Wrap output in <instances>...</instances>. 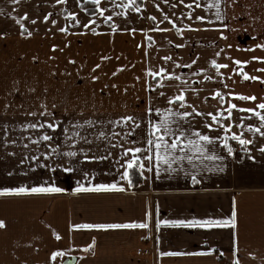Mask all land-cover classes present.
<instances>
[{
    "label": "crops",
    "instance_id": "0c3cea01",
    "mask_svg": "<svg viewBox=\"0 0 264 264\" xmlns=\"http://www.w3.org/2000/svg\"><path fill=\"white\" fill-rule=\"evenodd\" d=\"M69 13H75L76 22ZM82 13L69 8V0H0V189L63 190L0 195V220L5 222L0 228V264H264V136L254 131L264 132L259 117L236 109L231 121L218 117L232 123L227 133L231 155L219 141L208 144L204 153L189 146L185 151L194 157L192 162L176 160L183 154L174 152L171 168L161 161L157 175L155 160L149 164L144 159L148 153H138L146 164L145 169L138 167L141 182L132 187L129 178H122L125 161L132 156L124 150L144 147L149 117L160 120L154 111L146 113L148 107L160 108L161 115L169 107L188 111L191 116H171L169 121L210 136L225 133L216 125L213 130L204 127L212 123L206 114L223 111L229 102L264 112L257 109L264 102V48L257 47L264 45V0H100L97 15ZM216 31L226 36L219 38ZM244 31L263 41L244 45L236 34ZM213 60L228 67L217 70ZM235 60L247 63L236 65ZM160 68L172 77L161 80L149 74ZM241 71L260 79H243ZM181 90L185 107L178 101L168 105L167 99ZM217 91L223 103L214 97ZM193 108L204 115H196ZM122 116H132L140 125L127 138L130 122L115 127L108 123ZM89 119L90 127H73ZM101 131L104 137H99ZM232 132L252 143L234 151ZM44 134L51 139L39 140ZM68 151L77 155L67 157ZM213 154L219 158L207 159ZM68 167L71 172L64 171ZM193 175L198 183L192 182ZM112 183L117 189L74 191L81 185ZM233 211L235 227L158 225L165 220L230 222ZM133 222L147 227H73ZM57 251L62 255L53 260L51 254Z\"/></svg>",
    "mask_w": 264,
    "mask_h": 264
},
{
    "label": "snow or ice",
    "instance_id": "6c2138e0",
    "mask_svg": "<svg viewBox=\"0 0 264 264\" xmlns=\"http://www.w3.org/2000/svg\"><path fill=\"white\" fill-rule=\"evenodd\" d=\"M12 3H16L17 0H11ZM57 2H61V0H57ZM100 0H93V3L96 5H99ZM165 2H167V0H165ZM181 3L184 2V0H180ZM199 6V5H197ZM218 6V5H217ZM187 7H191V5H187ZM138 11V9H137ZM100 14L103 15V10H100ZM70 16H75V13H69ZM219 15V14H217ZM45 20H48V16L44 17ZM151 19L155 20V17H151ZM165 19H168V17L166 16ZM197 20H202L203 17L197 16L196 17ZM19 23V21H17ZM53 24L56 23L55 20L51 21ZM33 23H35V21H33ZM77 23H79V21H77ZM21 28H23V24L20 25ZM87 24H84V27H87ZM173 27H175V24H173ZM190 27V26H189ZM177 33H180V29L177 28ZM60 32H66L65 28H60L59 29ZM28 35H31V32L28 33ZM149 39H151V37H149ZM181 45H177V47H180ZM55 47V46H54ZM257 47L259 48H264V45H257ZM217 55H219V53H217ZM102 59H107L106 57H102ZM165 60L170 59V57H164ZM253 59H262V58H257V57H253ZM192 63L194 64L195 61H192ZM212 65L214 67H216L217 70H219L220 68H227L228 65L226 64H217V62L215 60L211 61ZM234 63L236 65H241V64H246L247 61H240V60H235ZM191 65H188V67H190ZM96 67L98 68L99 65H96ZM120 69H117V71H119ZM233 71H236V69H233ZM260 71H264V69H261ZM164 75H161V74ZM115 75V73H113ZM149 74L152 75L153 77L156 76H160L161 80H164L166 78H171L172 74L167 73L166 70L164 68H160L158 72H152L151 70H149ZM241 74L243 76V79H252V80H258L260 79L259 77H255L252 76L250 77L246 72L241 71ZM221 75H223L221 73ZM175 79L179 80L180 77L176 76L174 77ZM210 78V77H209ZM92 79H96L95 76L92 77ZM158 85L160 87H163V84H160L159 81H157ZM159 95L163 96L164 93L161 92L159 93ZM215 98H219V100L221 101V103L224 102V96L219 92H215L214 94ZM228 95H232L235 96V98H238L240 100H255L254 96H248V95H242V94H238V93H228ZM174 101H178L180 104V107H185L186 105V101H185V96H184V91L181 90L180 93L178 95L169 97L167 99V104L171 105ZM43 107V106H42ZM236 109L238 112H248L251 113L252 115L259 117L260 121H261V125L264 126V112L261 111H257L256 109L253 108H238V106L234 103L229 102L228 106L226 109H224L223 111L217 110L216 114L214 115L211 112H208L206 115L211 117V121L212 123H208L205 122L204 127H206L209 130H213V125H216L218 129H222L223 132L225 133V135L220 136H210L207 133H202L199 129H192L189 128L188 130H185L184 128H182L179 125L178 121H169V118L171 116H178L181 119L189 117L192 115V113L188 112V111H183V112H173L172 109L169 107L167 109H164V115H161L162 110L160 108H155L153 109L152 107H148L146 109V113H152L153 111L160 116V120L159 121H155L153 120L151 117H149L148 123H147V134L145 137V141L146 144L144 147H138V146H134V147H130L124 150V155L127 156L129 153H132V156L127 159L125 161L127 168L125 169V171L122 173V178L124 179H128L129 177V172L128 169L133 168L134 166L138 165V167L140 169H145L146 168V164L144 162H142L141 160V155H143V153L147 152L148 155H146L144 157L145 160L148 161L149 164L152 163L153 159L155 160V168H156V172L157 175L159 174V168H160V162L163 161L165 164L169 165V168H171V162L169 160V157H172L174 152H179L183 155L180 156H176L175 159L176 160H184L187 159L189 162H192L194 157L192 155H188L185 151L186 148H189V150H194L196 152H200V153H204L207 151V145L208 144H215L216 141H219L224 148L227 150L228 154L231 155L233 152L232 147L229 145L228 140H229V136L227 135V133L231 130L232 128V123H228V124H224L222 122V119H218V117H221L223 119H228L229 121H231L232 118V110ZM257 109H261L264 110V102H261L257 105ZM46 108H45V112H46ZM45 112H41L39 113L41 116L45 115ZM193 112H195L196 115H204L203 113H200L198 111H196L195 108H193ZM226 113V116H225ZM29 115H36V113H29ZM240 119V123H243V118H239ZM124 122H130L131 123V127L129 128V130L125 133V138H127L128 136L132 135L135 131L136 128H139V123L135 120L134 117L132 116H122L119 118V120L117 121H109L108 123L112 124L113 127H115L116 124L119 123H124ZM47 123V127L48 128H54L56 127L55 123H49V122H45ZM92 121L89 120H85L83 121V124H81L80 122H76L73 127L74 128H82L85 125L87 126H91L92 125ZM173 125H175V127H173ZM238 127L240 125H237ZM23 127L25 128H37V127H44V124H25ZM125 127H127V124H125ZM247 127L250 130H253V126L251 124L247 125ZM68 129H65V132L67 133ZM255 132H259L262 136H264V132H261L260 128H255L254 129ZM106 135L105 132L101 131L99 133V137H104ZM107 135H112V136H117L119 135V133H115V132H110ZM73 136L74 137H79L82 140H86V137L80 136L79 132H73ZM190 137H195V139L190 138ZM66 139H68V137H65ZM232 140L238 141L241 145H245V144H250L252 143V141L250 140H245L241 137V135H238L235 132L231 133V137ZM51 137L47 134H44L42 136L39 137V140H44V141H48L50 140ZM34 143H38L39 141H33ZM75 139H73V143H75ZM87 142V141H86ZM13 143H15V141H13ZM135 143V142H133ZM116 145H113V147H115ZM25 147H27V145H25ZM56 149H52V152H55ZM81 153H83V149L80 150ZM261 151H264V148L261 149ZM141 154V155H137V154ZM49 155L51 153H48ZM64 155H66L67 157H75L77 155V153L75 151H68L66 153H64ZM93 158H98V157H88L87 155L84 156V159H93ZM219 157H216L214 154L213 155H209L207 156V159H218ZM32 160H37L36 156L31 157ZM21 163H23V161H21ZM148 171H151L152 168L151 167H147ZM173 171L175 169H172ZM64 171H68L71 172L72 168L68 167L65 168ZM87 174H85L86 176ZM141 175H143V173L141 172ZM192 182L193 183H198L196 176H192ZM113 189H117V185L115 183L112 184H96L94 187L89 185L87 188H85L83 185H81L79 188L75 189L74 191H107V190H113ZM118 190H123L118 189ZM63 191L61 188H57V187H31V188H26V187H13V188H2L0 189V195H7V194H24V193H48V192H61ZM160 223L163 224H172V225H187L189 227H194V226H200V227H212L214 224L216 225H222V226H227L228 223H231L232 227H235V211H233L232 214V218L229 221H212V220H202V221H183V220H176V221H158V225ZM5 227V222L3 220H0V228H4ZM73 227L75 228H88V229H92V228H96V229H109V228H136V227H141V228H146L147 224L146 223H141V224H136L135 222L133 223H127V224H83V225H74ZM56 239H60V237L57 235ZM90 247V246H89ZM165 254H170V255H175L176 253H161V255H165ZM62 255L61 252H53L51 254V258L54 260L57 256ZM235 264H239V260L235 261Z\"/></svg>",
    "mask_w": 264,
    "mask_h": 264
},
{
    "label": "rangeland",
    "instance_id": "374dc122",
    "mask_svg": "<svg viewBox=\"0 0 264 264\" xmlns=\"http://www.w3.org/2000/svg\"><path fill=\"white\" fill-rule=\"evenodd\" d=\"M123 9L122 11H124V9L127 7V5H123ZM76 7L78 9H80L82 12V14H84L83 16H93V15H97L99 13V5H96L93 3V0H69V8H73ZM73 22H76V17H73ZM71 22V20H70ZM109 23V21H107ZM80 23H82V20L80 19ZM74 26V25H73ZM218 31H216L215 33L217 34ZM238 38L243 41L244 45H247L250 42H255L257 39H259V41H263L261 40L262 38L258 35H254L252 36L250 32L248 31H244V32H236ZM218 36L219 38H224L226 35H224V32H218ZM251 37H254L255 39L253 40V38L251 39ZM245 38L246 41H245Z\"/></svg>",
    "mask_w": 264,
    "mask_h": 264
},
{
    "label": "trees",
    "instance_id": "16d2710c",
    "mask_svg": "<svg viewBox=\"0 0 264 264\" xmlns=\"http://www.w3.org/2000/svg\"><path fill=\"white\" fill-rule=\"evenodd\" d=\"M129 182L132 187L137 186L141 180L142 176L140 174V171L138 169V165L134 166L133 168L129 169Z\"/></svg>",
    "mask_w": 264,
    "mask_h": 264
},
{
    "label": "built area",
    "instance_id": "2783aa9c",
    "mask_svg": "<svg viewBox=\"0 0 264 264\" xmlns=\"http://www.w3.org/2000/svg\"><path fill=\"white\" fill-rule=\"evenodd\" d=\"M233 148H234V151L236 152L242 151V145L238 141L233 142Z\"/></svg>",
    "mask_w": 264,
    "mask_h": 264
}]
</instances>
